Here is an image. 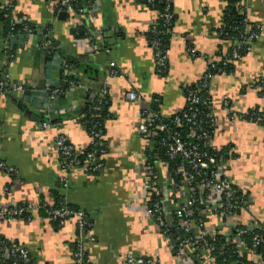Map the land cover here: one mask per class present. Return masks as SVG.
Returning a JSON list of instances; mask_svg holds the SVG:
<instances>
[{
	"label": "crops",
	"instance_id": "0c3cea01",
	"mask_svg": "<svg viewBox=\"0 0 264 264\" xmlns=\"http://www.w3.org/2000/svg\"><path fill=\"white\" fill-rule=\"evenodd\" d=\"M171 1L174 33L168 37L167 67L157 74L147 34L158 16L136 0H98L93 14L84 12L80 26L67 15L59 19L46 0H0L11 5L6 10L11 18L25 19L34 28L27 39L0 37V85L5 91L0 94V162L12 169L0 170V211L34 207L20 217L0 218V237L26 250L31 264H74L76 216L61 222L36 208L53 209L60 201L85 215L81 245L88 264H127L130 255L157 264L193 261L183 247L174 249L148 213L146 153L138 126L145 107L165 118L182 111L186 89L200 83L208 61H216L231 45L217 34L225 1ZM242 8L246 30L257 26L260 34L249 53L214 73L207 85L215 122L210 145L233 154L226 177L246 196L247 206L225 220L227 227L213 215L202 213L201 219L212 234L230 237L235 235L230 227L264 222V94L256 87L264 82V0H243ZM2 29L0 23V33ZM89 35L108 51H95ZM46 39L52 55L42 48ZM7 46L14 57L3 66ZM110 62L118 70L114 77ZM64 64L69 82L63 84ZM101 89L107 91L110 116L104 122L99 168L67 170L56 151V137H64L78 157L84 156L90 137L80 111ZM128 91L141 99L128 101ZM254 113L259 114L256 119ZM160 174L163 180L165 171ZM163 206L166 223H174L169 212L178 209V202L167 199ZM175 225L180 229L177 238L185 237L183 227ZM241 242L243 257L232 261L216 247L195 251L201 264H253L246 239Z\"/></svg>",
	"mask_w": 264,
	"mask_h": 264
},
{
	"label": "built area",
	"instance_id": "2783aa9c",
	"mask_svg": "<svg viewBox=\"0 0 264 264\" xmlns=\"http://www.w3.org/2000/svg\"><path fill=\"white\" fill-rule=\"evenodd\" d=\"M56 11V15L64 13L70 18H73L77 25L82 24V16L85 13H94L98 6V0H83L79 9L74 7V0H46ZM138 3L147 5L150 9H154L156 4H160V12H157V20L149 29L151 35L150 47L154 57L155 72L160 74L167 67V51L164 48V41L166 38L172 36V1L171 0H136ZM224 1V0H222ZM243 1V0H242ZM242 1L236 7L241 8V15L243 16L241 25L242 28H233L239 33V39L231 48L229 55L222 54L216 61H208L206 72L196 85L194 89L186 90L184 93V110L177 116L173 123H167L166 118L151 107H145L141 111V122L138 126V135L143 141L144 150L146 153L145 160V183L146 190V204L149 215H151L161 233L166 234L167 230L175 229L174 223H179L186 234L181 240V250L186 249L189 255L192 256L193 261L185 264H201L200 254L195 249L201 248L204 251H213L216 247L208 243V239L213 240L216 236L223 239V243L219 245L220 255L233 254L237 258L243 257V252L238 250L243 247L241 242L246 237H250V247H245L247 255H250L249 261L253 264H264V225L255 223L251 227H230L234 236L220 235V233H211L210 226L205 223H196L195 218H201V214L213 215L217 220L223 221V226L227 227L225 220L237 215L246 209V196L242 194L235 186H233L226 177V169L228 156L227 153L220 154L216 149L215 153L207 154L201 152L194 144L186 142L182 136V131H187V138H194L195 141L210 140L211 136L207 132L208 128L211 131L215 130V122L212 110V103L207 92L208 81L214 73L222 72L223 68L229 63L239 60L241 57L249 53L252 49V44L257 40L260 29L257 26H251L246 30V19L243 14ZM91 3V5H90ZM5 10H9L11 5H1ZM243 9V10H242ZM10 31L13 32L15 25H20L21 30L17 33L16 38L27 39L29 38L34 29H32L25 19L11 18ZM220 34V33H219ZM15 34H9L8 37H13ZM5 39V40H6ZM89 42L95 51L103 49L105 52L108 50L102 48L100 43H97L93 37L89 35ZM42 48L49 55L53 54L51 43L48 39L44 40ZM188 53L193 57L194 51L187 48ZM10 46L5 49L6 59L3 66L7 61L13 59V53ZM1 64V63H0ZM1 67V66H0ZM64 64L61 81L64 84L67 80V68ZM110 76L118 75V70L113 62L109 63ZM259 87L262 96L264 94V82L259 81ZM205 91L204 97L200 96V92ZM4 88L0 85V94H3ZM54 93V92H53ZM107 91L101 89L98 95L93 99L96 102L105 101ZM128 101H139L141 97L133 92L128 91L125 95ZM92 100V102H94ZM159 99H154L153 102L157 103ZM203 107L205 111H202ZM259 114L254 113L252 118L256 119ZM157 125V129L164 135L160 141V147L165 149V157L162 158L158 155L156 149L153 151V146L145 137H148L150 125ZM48 126L43 123L42 127ZM90 137L89 148L90 150L84 157H78L72 147L68 144L67 140L62 136H57L55 140V148L58 153L61 165L67 170L75 167H83L96 170L99 168L98 156L104 153L103 133L92 127L88 131ZM212 147V146H211ZM148 154H151L149 159ZM150 160L153 162L150 163ZM167 161H175L176 164L170 168L166 164ZM0 170L11 173L12 169L0 162ZM165 171V176L160 172ZM176 201L179 207L174 212H169L171 219H175L174 223L167 224L166 218L168 212L166 211L163 203L165 200ZM38 210H44L45 214L54 220L64 221L66 217L76 216V229L78 242L73 252L74 264H88L84 256V251L81 245L82 240L86 235V221L85 215L79 211H73L67 208L62 201L58 206L53 209H46L44 205L36 207ZM34 209V207H16L9 211H0V218L6 219L20 217L27 210ZM263 245V246H262ZM183 247V249H182ZM228 259L226 258V261ZM5 262L10 264H30L29 255L26 250L18 246L1 245L0 247V264ZM127 264H157L156 262L144 259L141 257L128 256ZM239 264V262H237Z\"/></svg>",
	"mask_w": 264,
	"mask_h": 264
},
{
	"label": "trees",
	"instance_id": "16d2710c",
	"mask_svg": "<svg viewBox=\"0 0 264 264\" xmlns=\"http://www.w3.org/2000/svg\"><path fill=\"white\" fill-rule=\"evenodd\" d=\"M82 1L83 0H74V7L76 9H79L80 4H82ZM224 1L227 3V7H226L225 11L223 12L222 25L218 29L217 34H218V37L220 39L229 40L230 45L232 47L234 45V43H236L237 40L239 39L238 31L237 30L234 31L233 28H238V29L242 28L241 22H242L243 16L241 15V8L236 7L237 5L240 4V2L242 0H224ZM90 5H91V3H90ZM160 8H161V5L156 4L155 10L154 9H152V10L156 11V13H157V12H160ZM11 17H12L11 13L6 11L5 8H3L0 4V23L3 26L2 33H0L1 38L7 37L9 34H12V33L17 35V33L20 32V30H21L20 25H15L13 32L10 31ZM20 19H22V18H20ZM174 20H175V16L173 13L172 28L174 26ZM156 22H158V20H156ZM29 26L32 29H34L30 24H29ZM147 37H148V41L150 42L151 35L147 34ZM169 38H166V40L164 41V48L166 51H168V39ZM231 47H230V50L226 51L225 53H227V54L231 53ZM218 53H221L220 50ZM218 53H217V56H218ZM218 57H220V54ZM195 87L196 86H190L186 90L194 89ZM204 93H205V91H201L200 96L204 97V95H205ZM156 99H158V98H156ZM108 106L109 105L105 101H100V102L88 101V102H86L84 104V107L80 111V122L86 127V129L88 131H90V129L92 127H95L96 130L102 131V133L104 134V122L110 116L108 113ZM200 109L202 111H205V109L203 107H200ZM183 110H184V108H183ZM182 111L166 118L167 123H169V124L173 123L174 119L177 116H179V114ZM148 130H149V135H148V137H145V139L149 143H151V145L153 146V151L156 149L159 156H161L162 158H166L165 157V149L160 147V141L162 140V137L164 134L161 131H159L157 129V125H154V124L150 125L148 127ZM184 130H186V129H184ZM184 130L182 131V136L186 142H188L189 144H193V145L195 144L198 147V149L203 153L212 154V155L215 153L214 151H216V149L214 147H211V145H210V140H211L212 135H213V131H211L210 128H208V131H207L211 136L210 140L206 139V140H201V141H198V140L195 141L194 138H187V131H184ZM225 149L229 150L228 148H225ZM225 149L224 150L222 149L221 151H219L220 154L227 153ZM89 150H90V148H88L83 155L85 156V154ZM231 155H233V154H228V156L226 158L228 159L229 157H232ZM84 156H82V157H84ZM148 157H149V159H151V157H152L151 154H148ZM151 162H153V160H150V163ZM166 164L168 165L169 171H170V168H173L175 166L176 162L175 161H167ZM195 219H196L197 224H199V222L203 223V219H201L199 217L195 218ZM260 225H264V222H262ZM179 230L180 229L178 227H177V229H169V230H167L166 234H164V236L171 241V244L175 250L180 249L181 240L184 238V237L179 238V239L177 238V236L180 235ZM260 233H264V232H260ZM189 236L190 235L185 236V237H189ZM245 239H246V243L250 247L251 246L250 245V237H246ZM208 243L215 245L216 248H219V245L221 243H223V239L220 236H216L215 238H213V240L208 239ZM1 245H7L10 247L15 246V245L8 243V241H6L2 237H0V247H1ZM226 256H228L230 258V261H232L233 259H235V260L237 259L236 256L233 254H227Z\"/></svg>",
	"mask_w": 264,
	"mask_h": 264
},
{
	"label": "water",
	"instance_id": "95a60500",
	"mask_svg": "<svg viewBox=\"0 0 264 264\" xmlns=\"http://www.w3.org/2000/svg\"><path fill=\"white\" fill-rule=\"evenodd\" d=\"M65 14L62 12V13H60V14H58V18L59 19H64L65 18Z\"/></svg>",
	"mask_w": 264,
	"mask_h": 264
}]
</instances>
